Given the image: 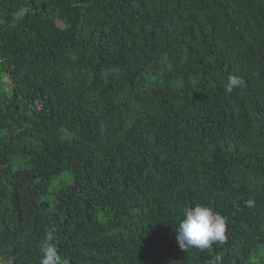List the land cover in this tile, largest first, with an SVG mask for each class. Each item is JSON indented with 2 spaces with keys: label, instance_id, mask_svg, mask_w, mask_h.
<instances>
[{
  "label": "trees",
  "instance_id": "1",
  "mask_svg": "<svg viewBox=\"0 0 264 264\" xmlns=\"http://www.w3.org/2000/svg\"><path fill=\"white\" fill-rule=\"evenodd\" d=\"M46 228L70 264H264V0H0V255Z\"/></svg>",
  "mask_w": 264,
  "mask_h": 264
},
{
  "label": "clouds",
  "instance_id": "2",
  "mask_svg": "<svg viewBox=\"0 0 264 264\" xmlns=\"http://www.w3.org/2000/svg\"><path fill=\"white\" fill-rule=\"evenodd\" d=\"M245 81L236 74L227 77L224 86L226 94H230L234 89L243 87ZM248 206H252L253 201L249 200ZM228 219L211 205L196 204L195 206L184 207L182 219L175 229L176 238L182 249H199L204 251L210 249L214 243H223L226 240ZM46 235L40 248L41 258L39 264H70L67 256H62L56 243H54L55 228H46ZM0 264H16L14 259L0 255Z\"/></svg>",
  "mask_w": 264,
  "mask_h": 264
},
{
  "label": "rangeland",
  "instance_id": "3",
  "mask_svg": "<svg viewBox=\"0 0 264 264\" xmlns=\"http://www.w3.org/2000/svg\"><path fill=\"white\" fill-rule=\"evenodd\" d=\"M72 180V179H71ZM71 181H70V179H68L67 181H66V183H70ZM43 199H48V197H45V198H43Z\"/></svg>",
  "mask_w": 264,
  "mask_h": 264
}]
</instances>
